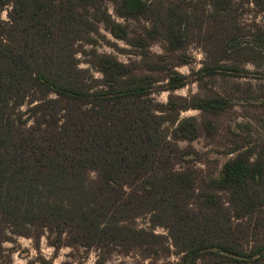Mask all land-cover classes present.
<instances>
[{"label": "trees", "instance_id": "obj_1", "mask_svg": "<svg viewBox=\"0 0 264 264\" xmlns=\"http://www.w3.org/2000/svg\"><path fill=\"white\" fill-rule=\"evenodd\" d=\"M112 1L122 17L150 16L147 0ZM233 1L210 0L223 12ZM104 2L0 0V11L10 7L9 20L0 17V259L6 258L0 264H13L3 246L9 233L34 239L38 250L46 233L56 249H103L96 264L118 247L130 252L157 242L169 254L162 236L134 225L144 213L170 233L180 261L166 264H264V140L231 149L234 157L204 187L196 186L192 171L176 170L178 154L190 150L169 139L167 111L174 122L182 111L203 112L202 123L185 118L171 133L174 141L192 142L201 131L213 133L212 116L231 101L219 93L171 94L164 105L153 97L160 77L110 54H97L104 85L91 87L78 67L77 44L89 42L101 22L116 38L130 40ZM252 2L264 11V0ZM190 19V10L171 3L145 36L130 42L147 56L163 28L170 47L179 49L189 38ZM218 40L224 57L214 55L215 63L199 73L240 75L238 66L221 60L246 47L234 32ZM261 44L264 54V36ZM165 70L163 91L189 83L183 73ZM40 264L53 261L42 257Z\"/></svg>", "mask_w": 264, "mask_h": 264}, {"label": "rangeland", "instance_id": "obj_2", "mask_svg": "<svg viewBox=\"0 0 264 264\" xmlns=\"http://www.w3.org/2000/svg\"><path fill=\"white\" fill-rule=\"evenodd\" d=\"M151 5L150 16L140 18L122 17L118 14L115 3L105 0V8L114 20L125 25L128 29L129 39L134 40L139 36H145L153 25L160 21V15L165 14L171 3L180 4L183 9L191 11L190 28L187 25L188 40L185 46L172 49L164 29L157 39L152 40L149 54L131 44L130 40H121L113 36L108 26L101 22L96 33L91 35V40L81 41L77 44L76 57L78 67L84 69V77L91 87H102L104 76L97 67V54H110L127 64L138 66V71L152 73L160 77L161 82L156 86L153 97L166 105L171 94L176 96L191 97L194 95L211 96L219 93L228 97L231 101L230 108L220 114L213 115V133L201 131L200 136L192 142L180 140L174 141L173 129L178 122L185 118L193 117L199 123L205 120V115L200 110L189 109L182 111L179 121L174 122L172 114L167 111L164 128L169 139L180 150L189 149L190 154L180 156L174 160L176 170L192 171L196 179L197 187H204L213 177H218L224 164L232 159L231 149L243 151L254 144L264 140V54L261 52V42L264 36V11L252 2V0H234L232 8L227 12L218 10L210 0H147ZM194 2L198 3L195 6ZM9 6L0 11V17L8 21ZM205 20L201 27L199 18ZM229 32L239 36L244 47L243 51L235 53L229 60H221V63L238 66L240 75L230 72L217 74L199 73L207 63H215L214 55L222 59L223 44L218 38L224 39ZM221 44V45H220ZM186 63H184V62ZM157 64L155 71L150 68ZM174 69L186 75L189 83L175 92L163 91L167 87V76ZM96 178V174L92 173ZM138 228L147 229L162 236L161 241L170 249L169 254L161 251L156 243L133 248L130 252H124L121 248H113L105 264H166L168 261L178 263L179 256L175 254V247L168 229L155 226L149 213L141 214L134 221ZM262 238L263 228L259 229ZM10 239L5 241L4 253L11 255L13 264H40L42 257L50 259L53 264H96L103 253V249L68 247L56 249L49 243V234L41 238V248L38 250L35 240L25 236L9 233ZM159 250L156 254L155 250ZM160 258L157 259V258ZM1 257L0 261H5Z\"/></svg>", "mask_w": 264, "mask_h": 264}]
</instances>
